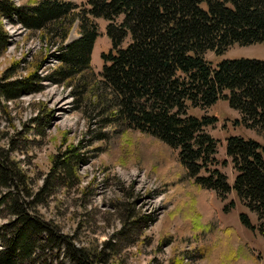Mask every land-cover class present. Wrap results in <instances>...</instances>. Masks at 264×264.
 I'll list each match as a JSON object with an SVG mask.
<instances>
[{"label":"rangeland","instance_id":"rangeland-1","mask_svg":"<svg viewBox=\"0 0 264 264\" xmlns=\"http://www.w3.org/2000/svg\"><path fill=\"white\" fill-rule=\"evenodd\" d=\"M96 22L100 34L92 51L95 76L89 79L90 94L75 98L71 84L44 78L38 92L13 100L0 97V147L13 148L11 157L27 175L17 198L53 232L51 238L46 230L33 233V264H77L71 256L75 248L94 252L96 264H264L258 215L234 189L223 199L195 182L179 158L180 148L154 135L98 124L104 114L102 105L95 104L101 93L96 81L102 79V53L112 48V41L106 31L108 20L98 17ZM3 23L10 44L0 55V81L13 63L18 62V70L10 79L33 72L42 52L46 59L36 69L39 75L55 68L56 58L48 55L55 48L48 50L41 31L30 32L4 19ZM78 35L75 22L67 42ZM204 56L213 66L222 59H264V43H234L223 53L207 50ZM186 112L216 116L205 130L217 139L218 167L233 185L236 169L226 151V138L241 135L263 145L264 138L240 121L241 113L226 99L206 107L189 102ZM72 153L79 155L72 177L53 179L55 162ZM5 191L0 184V196ZM13 208L12 198L0 205V250L1 236L12 229L4 225L17 218Z\"/></svg>","mask_w":264,"mask_h":264},{"label":"trees","instance_id":"trees-1","mask_svg":"<svg viewBox=\"0 0 264 264\" xmlns=\"http://www.w3.org/2000/svg\"><path fill=\"white\" fill-rule=\"evenodd\" d=\"M98 17L108 20L106 31L112 41V48L102 53V79L96 81L101 93L95 104L102 105L104 114L98 124L133 127L180 148L179 158L188 175L223 199L234 189L257 213L264 238V145L239 135L227 138L226 151L237 171L230 185L218 167V141L205 130L216 116L186 112L189 102L206 107L226 99L241 113V122L264 138V59H222L213 66L204 56L207 50L223 53L234 43H264V0H86L81 4L72 0H0V55L10 44L4 19L20 23L30 32L41 31L48 50L55 48L48 55L58 63L40 76L36 69L45 62L42 52L33 72L10 79L18 70V62L13 63L0 81V97L13 100L38 92L44 78L59 85L71 84L75 98L90 94ZM75 22L79 35L67 42ZM128 34L130 42L122 46ZM12 150L0 147V184L6 188L0 205L12 198L17 217L3 227L12 229L1 236L0 264H33V233L46 230L51 238L53 232L17 198L27 175L11 157ZM78 161L75 153L58 160L51 176L72 177ZM242 217L250 224L246 214ZM91 252L75 248L71 256L77 264H96V254Z\"/></svg>","mask_w":264,"mask_h":264}]
</instances>
